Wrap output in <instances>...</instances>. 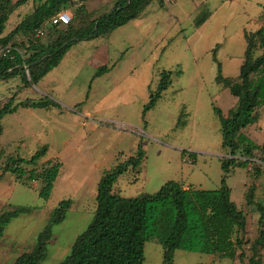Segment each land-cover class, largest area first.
I'll use <instances>...</instances> for the list:
<instances>
[{"label":"rangeland","instance_id":"obj_1","mask_svg":"<svg viewBox=\"0 0 264 264\" xmlns=\"http://www.w3.org/2000/svg\"><path fill=\"white\" fill-rule=\"evenodd\" d=\"M16 1L7 4L0 0L1 10H10ZM112 1L92 0L87 8L98 10L101 15ZM249 1L264 4V0ZM36 4L35 0H26L14 7L5 32L12 30ZM168 10L163 9L159 14ZM199 13L207 11L202 8ZM145 15L149 21L156 16L148 10ZM129 24L121 32L127 34L131 30L127 28ZM171 28L166 24L154 33H144L146 28L140 27L128 37L117 29L110 35L108 66L116 64L111 71L108 67V71L98 76L92 55L101 38L73 45L58 67L31 88L22 89L19 78L0 83V107L9 98H13L11 106L16 107L13 113L0 119V151L29 159L46 145L47 153L40 163L47 159L61 163L55 189L53 186L47 201L39 198L38 184L19 182L10 173L1 178L0 215L16 209L27 208V211L6 226L0 238V264H13L20 254L31 250L51 210L63 200H72L63 223L53 228L49 254L42 263L59 264L92 219L97 183L103 172L118 163L119 155L122 160L134 155L139 147L145 159L138 180L134 182L132 174L127 172L114 186V192L122 197L153 194L168 181L204 190L220 187V160L225 154L213 107L227 113L236 98L213 81L211 77L217 74V68L206 67L210 61L207 57H200L195 65L194 57L186 50L185 38ZM157 31H166L164 40H160ZM234 60L238 64L240 58ZM228 61L220 58L224 66L221 73L234 78L240 68H233ZM162 72L170 73L171 84L143 117L144 106L156 92ZM219 87L223 92L214 97ZM42 98L53 100L57 106L26 109L18 105L25 99ZM86 113L89 116L83 117ZM243 134L253 142H264V107L257 125L246 128ZM184 157L191 163L183 162ZM4 160L5 156L1 163ZM257 160L261 162L257 163L259 176L252 172L248 175L245 168L236 167L226 180L232 201L246 216L245 238L249 242L257 237L259 219L256 206L246 202L249 188H254V200L264 204V160ZM162 253L158 240L150 239L144 247L143 264H162ZM245 254L239 261L178 250L174 264H248L247 248ZM259 256L260 264H264V247Z\"/></svg>","mask_w":264,"mask_h":264},{"label":"trees","instance_id":"obj_2","mask_svg":"<svg viewBox=\"0 0 264 264\" xmlns=\"http://www.w3.org/2000/svg\"><path fill=\"white\" fill-rule=\"evenodd\" d=\"M26 0H17L14 7ZM37 4L15 27L5 32L12 12L0 8V47H9L10 53L0 55V83L19 78L21 88L37 85L54 68L58 67L71 47L79 42L96 38H108L114 31L139 18L144 9L156 0H113L98 15L89 10L92 0H35ZM162 5V0H157ZM10 4L11 0H4ZM75 6L73 19L68 25L46 28L43 36L36 32L44 28L59 12ZM203 15V16H202ZM208 17L199 14L195 20L198 27ZM260 27L245 32L246 48L238 76L225 77L217 63L215 83L227 89L236 98V104L226 115L213 107L219 122L221 149V184L218 189L204 190L179 181L166 182L153 194L122 197L114 192L118 178L130 172L133 181L138 180L145 159L139 147L132 156H126L108 170L97 183L96 207L90 223L71 245L69 253L59 264H143L145 244L156 238L162 247V264H174L175 251L199 253L220 259L243 260L245 249L249 250L248 264H260V250L264 247V204L254 200V188L246 194L248 205H255L259 212L257 237L249 242L245 236L246 216L231 199L227 178L236 167L245 168L247 174L259 176V164L252 159L264 160V142L259 145L250 140L243 131L255 125L260 109L264 106V8L259 17ZM108 71L107 66L98 68L96 76ZM170 73L162 72L156 92L144 106L143 117L152 109L170 86ZM13 98L0 107V119L11 114ZM26 109H49L57 106L50 99H25L18 102ZM47 153L42 146L29 159L6 155L0 151V180L10 173L19 182L37 183L38 196L44 201L51 197L54 183L60 173L58 160L40 161ZM5 156L4 163H1ZM72 200H63L51 210L44 227L37 233L31 250L20 254L13 264H42L49 254L53 228L66 218ZM25 209H16L0 215V238L6 226Z\"/></svg>","mask_w":264,"mask_h":264},{"label":"crops","instance_id":"obj_3","mask_svg":"<svg viewBox=\"0 0 264 264\" xmlns=\"http://www.w3.org/2000/svg\"><path fill=\"white\" fill-rule=\"evenodd\" d=\"M168 8L169 10L167 12L162 15L159 14L160 11ZM202 8L207 11L208 17L204 23L196 27L195 20ZM263 8V3L249 0H243V3L238 0H172L167 3L163 1L162 5L156 0L144 9L139 18L129 22L130 24L128 23L129 26H127V28L131 30H129L127 34L121 32L126 26L117 31H120V33L128 37L132 36L135 30L140 27L146 28L144 33L149 31L154 33L156 28L163 27L167 24L174 28V31L183 35L186 41V50L194 57L195 65L198 64L200 57H207L210 61L206 62V67L217 68V63L214 60L215 55L221 68H224L222 65L223 63L220 62V58L222 57L229 60L228 64L233 68L237 66L240 68L246 48L244 34L245 32H254L260 27L259 17L263 13ZM147 10L156 15L151 21H149L148 16L145 15ZM157 32L159 33L158 37L160 40H164L166 31ZM110 37L111 36L102 39V42L96 47V51L93 52L92 56L95 61L92 64L95 66L94 69L107 66L111 68V71L112 68H114L116 63L112 66H108L111 62L109 51ZM97 39L98 38L92 40ZM235 58H240L238 64L237 61L234 60ZM216 75L213 74L211 77L214 82ZM222 92L223 88L219 87L214 97H219V93ZM234 102L236 103V100ZM234 102L232 101L231 108L234 107ZM231 108H229L228 111ZM222 113L224 115L227 114L224 111H222ZM87 116H89L88 113L83 114V117ZM257 123L255 125H257ZM257 144L261 145L262 143ZM48 160L50 159L45 161ZM185 185L188 186L189 184L185 183Z\"/></svg>","mask_w":264,"mask_h":264},{"label":"built area","instance_id":"obj_4","mask_svg":"<svg viewBox=\"0 0 264 264\" xmlns=\"http://www.w3.org/2000/svg\"><path fill=\"white\" fill-rule=\"evenodd\" d=\"M76 1L77 0H74V2H76ZM163 1L165 3H167V2H170L172 0H163ZM74 12H75V6H71V7L67 8L66 10L59 12L54 18L51 19L50 22L45 24L43 29L38 30L36 32V37L39 38V37L43 36L46 28L49 26L68 25L71 22V20L73 19ZM9 53H10V48L8 46L3 47V48L0 47V55L5 56ZM183 162L191 163V160L188 157H184ZM251 162H252V165L256 164V163L261 164V162L257 159H252ZM252 165L249 166V169H251ZM34 185L37 186V183H34Z\"/></svg>","mask_w":264,"mask_h":264}]
</instances>
